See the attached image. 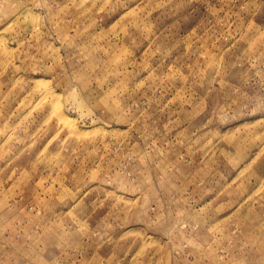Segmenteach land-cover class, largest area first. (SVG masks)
I'll return each instance as SVG.
<instances>
[{
    "label": "rangeland",
    "instance_id": "1",
    "mask_svg": "<svg viewBox=\"0 0 264 264\" xmlns=\"http://www.w3.org/2000/svg\"><path fill=\"white\" fill-rule=\"evenodd\" d=\"M0 264H264V0H0Z\"/></svg>",
    "mask_w": 264,
    "mask_h": 264
},
{
    "label": "bare ground",
    "instance_id": "2",
    "mask_svg": "<svg viewBox=\"0 0 264 264\" xmlns=\"http://www.w3.org/2000/svg\"><path fill=\"white\" fill-rule=\"evenodd\" d=\"M39 92H40V90H39ZM42 92V91H41ZM42 95V94H41ZM40 98H42L41 96H40Z\"/></svg>",
    "mask_w": 264,
    "mask_h": 264
}]
</instances>
